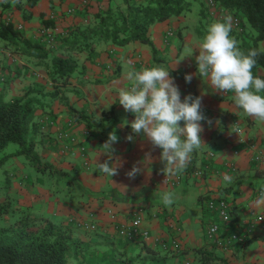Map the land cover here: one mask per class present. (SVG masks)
<instances>
[{"label": "crops", "instance_id": "0c3cea01", "mask_svg": "<svg viewBox=\"0 0 264 264\" xmlns=\"http://www.w3.org/2000/svg\"><path fill=\"white\" fill-rule=\"evenodd\" d=\"M26 1L0 0V18L10 20L25 36L32 38L58 34L68 25L85 23L97 8L119 4V0H87L84 7L78 0H35L30 5ZM182 14L175 16L177 20L168 17L149 27L152 52L147 44V48H142L137 41L123 45L99 42L94 45L90 57L78 58L79 71L70 78L63 101L58 96L37 94L44 106L35 111L39 129L34 151L44 166L38 170L44 173L43 178L47 177L45 181L48 182L43 184V179L28 182L26 163L29 166L31 163L27 158L25 161H13L10 166L13 178L9 180L1 175V179L4 182L8 179L9 183L7 191L0 192V200L10 199L14 205L26 208L31 215L54 222L76 224L82 220L92 221L96 225L94 231L76 224L74 235L90 246L106 244L104 247L111 243V247L121 253H136L139 244L119 237L114 225L127 221L131 212L139 208L141 228L148 232L143 243L155 250L168 249L173 259L181 254L182 258H187L186 264H264V206L257 208L253 203L260 190L264 189V121L249 117L237 108L234 92L214 93L209 79L200 76L195 56L203 41H200L196 28L182 22ZM41 17L50 19L53 26L43 25ZM169 27L172 35L166 36ZM192 33L196 38L189 37ZM185 45L189 46V56L181 57L182 60L176 64L175 58L183 56L181 47ZM152 58L154 67L159 62L171 71L180 89L181 100L189 94L201 97L202 111L207 118L201 121L203 132L200 135L204 142L201 148L191 154V161L182 173L168 176L166 182L162 179L163 164L159 160L161 150H153L142 135L131 131L130 124L135 116L123 110L124 116L116 119V111L123 108L119 104V92L132 86L127 73L152 68L148 64ZM41 68L34 65L31 58L0 47V87L9 79L4 85L7 98L21 95L26 87L32 86L44 93L51 92L53 87ZM35 73L43 75L36 79ZM186 74L192 76L190 82L185 81ZM82 82L89 86L102 85L105 89L99 90L98 95H92V100L86 104V96L78 90ZM68 105L82 111L88 122H77V117L68 112ZM233 121L253 142L252 150L234 143ZM180 125L183 127L182 121ZM113 130L119 138L113 145L116 149L114 157H119L121 167L111 178L100 172L96 165L98 161L102 163L107 159L101 145ZM128 135H133L132 141L126 139ZM80 146L83 151L79 150ZM234 149L237 150L235 154L232 153ZM255 150L261 155L257 161L250 158ZM209 153L211 157H208ZM14 156H8L5 161ZM228 160L233 162V170L224 165ZM109 163L115 167L119 162L113 160ZM205 164L207 167L203 168ZM134 165L141 171L134 179H129L125 173ZM200 168L203 170L199 176L191 174L192 170ZM225 175L232 178L230 184L224 181ZM62 177L67 178L68 185L77 186L80 197H73L74 200L59 197L51 182ZM172 177L177 178L175 182L171 181ZM65 187L69 189V186ZM169 192L173 194L174 203L165 206L163 195ZM199 195H207L208 198L223 195L230 205L229 223L223 224L218 220L204 206L208 198L199 200ZM210 222L218 224L216 237L219 241H223L230 232L240 235L242 241H231L226 247L216 245L214 237H207L202 228ZM175 228L179 230L178 235ZM245 239L247 242L241 244Z\"/></svg>", "mask_w": 264, "mask_h": 264}, {"label": "trees", "instance_id": "16d2710c", "mask_svg": "<svg viewBox=\"0 0 264 264\" xmlns=\"http://www.w3.org/2000/svg\"><path fill=\"white\" fill-rule=\"evenodd\" d=\"M34 1L26 2L30 5ZM190 1L119 0L117 5L107 4L103 8L95 9L83 24L73 23L58 34L38 38L25 36L10 20L0 18V47L31 58L34 65L43 66L51 86L54 87L48 93L42 92L36 86L26 87L23 94L7 98L4 85L9 79L1 85L0 151L10 142L16 143L17 148L3 154L0 163L8 156L22 154L36 169L43 168L38 154L34 151L39 129L35 111L44 106L37 94L42 97H59L67 88L70 78L79 71V56L85 59L90 57L94 45L99 42L123 45L138 41L147 44L152 52V42L148 37L149 27L168 17L181 15L188 10ZM210 1L221 12V19L218 21L223 22L225 15H231L234 19L235 26L230 35L238 42L237 46L245 54L253 48L261 52L253 74L264 78V0ZM198 15L205 17L201 8ZM40 22L46 27L53 26V22L44 17L40 18ZM195 28L203 41L206 29L201 33L198 26ZM68 109L70 115L77 117V122H88L82 111L71 105H68ZM203 198L208 197L198 196L199 200ZM211 199H222L226 202L223 195ZM230 212L229 209V214ZM7 217L12 220L6 219ZM0 221V264H164L163 256L152 258L157 251L145 245L144 240L133 239L139 244L134 255H129L130 252H114L117 250L109 245L95 249L74 235V228L78 227L75 223L54 222L48 218L33 216L26 208L14 205L10 199L0 200ZM218 232L219 228L216 233ZM213 237L215 240L219 239L216 235ZM139 250L149 257L137 259Z\"/></svg>", "mask_w": 264, "mask_h": 264}, {"label": "clouds", "instance_id": "9594fccd", "mask_svg": "<svg viewBox=\"0 0 264 264\" xmlns=\"http://www.w3.org/2000/svg\"><path fill=\"white\" fill-rule=\"evenodd\" d=\"M232 29L231 15H225L223 22L217 21L208 26L203 43L197 50L198 55L195 56L197 72L209 79L214 93L223 95L234 92L237 108L249 117L264 121V95H261L264 93V78L253 74L261 52L253 48L245 54L230 35ZM170 73L160 66L139 72L130 71L127 79L132 81V87L119 92V104L135 116L130 124L132 133L142 135L153 150H161L159 160L163 164L161 172L165 179L187 168L191 154L204 143L200 135L203 132L201 121L207 119L202 111L201 97L189 94L181 100L180 89ZM191 79L190 74L185 75L186 82ZM133 138V135L126 137L128 141ZM118 140L115 130L108 133L107 140L101 145L107 159L102 163L98 161L96 165L100 172L111 178L118 174L121 167L119 157H114L116 149L113 145ZM113 160L119 162L115 167L109 163ZM140 171L134 165L125 175L134 179ZM224 181L230 184L232 178L225 175ZM163 203L171 206L174 203L173 194L165 193ZM253 203L257 208L264 206V189L260 190L259 197Z\"/></svg>", "mask_w": 264, "mask_h": 264}, {"label": "rangeland", "instance_id": "374dc122", "mask_svg": "<svg viewBox=\"0 0 264 264\" xmlns=\"http://www.w3.org/2000/svg\"><path fill=\"white\" fill-rule=\"evenodd\" d=\"M199 1H200V5H199ZM199 8H201L203 10V12L205 13V17H200V15H198ZM170 18H171L170 20L176 19L175 16L170 17ZM182 18H183L182 22L184 24H186L188 27H190V28L194 27L195 28V26H198V30L202 33V32L205 31V29L207 30V28H208V26L210 24H212V23L218 21L219 19H221V12H220L219 9L216 8L215 4H213L212 2H209L208 0H191L189 2L188 10L184 14H182ZM199 19H200V22H198ZM171 23L173 24V22H171ZM189 37H192V38L195 37L194 33H192L191 35L189 34ZM199 39H200V41H202L201 36H199ZM136 43L138 45H140V47H142V48H147L145 43L138 42V41ZM181 52H182L181 55H183V56H177L175 58V62L176 63H177L178 60L182 59L181 57L189 56V46H186V45L182 46L181 47ZM79 57H82V56H79ZM140 60H142V59L139 58V61ZM148 64L151 65V67H154L153 58L149 60ZM140 65H142V66H140V69H141V67H143V63L140 64ZM157 66L162 67L163 63H159L158 62ZM41 70L43 71L42 73L44 74L45 72H44V67L43 66H42ZM35 74L36 75H34V77L36 79L41 78L40 75H43V74H37V73H35ZM45 83H46V81H45ZM81 85L82 86H80L78 90H79L80 93H82V95L86 96L84 98V102L86 104H89V101L92 100V97H91L92 95H94V94L98 95L99 90H104L105 89V87L102 86V85L89 86L90 84L86 85L83 82L81 83ZM53 89H54V87H53ZM65 89H67V90H65ZM65 89L63 90V92H61V95H59V98L62 101H63V99H65V95L68 92V87L65 88ZM61 96H62V98H61ZM123 110H124V108H122L121 110H117L116 111V119H121V117L124 116ZM16 148H17V144L16 143H13V142L8 143L6 145V147L3 150L0 151V157H2L3 154L9 153V152H13ZM24 159H26L25 155H22V154L15 155L14 158H8V160L5 161L0 166V192H2V190H3V192H5V190L7 191V185L9 183V180L11 178H13L11 176L13 173H11L12 171H11V168H10L11 162H13V161H16V162L25 161ZM26 165H27L26 169H29V171L26 170L29 173V176L27 177V181L28 182H29V180H32V182L34 183L35 179H43L42 180L43 184H46V182H48V181H45L47 179V177L43 178V176H44L43 174L44 173L42 171L36 169L33 165L29 166L27 163H26ZM47 173H50V172H47ZM3 174H4V176L9 178V180L7 179L6 182H4L3 179H1V175H3ZM66 180H67V178H63L62 177L60 179H57L56 182H51L50 181L51 183H53L52 184L53 187H56L55 192H57L59 197L61 199H63V200H74L73 197L74 198L80 197L79 194H81V192H78L77 186L76 185H68ZM65 186H69V189H67V187H65ZM51 190L54 191V188H51ZM6 219H8V217ZM10 219H8V220H10ZM0 223H2V221H0ZM205 227L206 226L204 224L203 227H202L203 230L205 229ZM103 245H106V244H101V245L96 244V245H91V246L89 245V246L92 247V248H95V249H97V248L99 249V248L103 247ZM119 245H122V244H119ZM109 246H112V244L110 243ZM104 247H106V246H104ZM179 249H177L176 251H178ZM156 251H157V253L153 254L152 258H154V257H162L163 256L164 264H183V262H184V264L187 263L186 262L187 258H182L183 256H181V254H177L176 256H179V257L177 258V257L174 256V259H173V256H171V254H168V252H169L168 249L167 250L160 249V250H156ZM114 252L119 253V251H115V250H114ZM134 253H135L134 251H130L129 255H134ZM140 257H145L143 259H146L149 256H148V254H145L144 252H142V254L141 253L138 254L137 259H140Z\"/></svg>", "mask_w": 264, "mask_h": 264}, {"label": "built area", "instance_id": "2783aa9c", "mask_svg": "<svg viewBox=\"0 0 264 264\" xmlns=\"http://www.w3.org/2000/svg\"><path fill=\"white\" fill-rule=\"evenodd\" d=\"M79 3H81L82 5H84L86 3L87 0H78ZM209 2H211L210 0H208ZM233 26H235V21L233 19ZM172 29L169 27L166 29V36H170L172 35ZM133 61V60H131ZM132 86H130L129 88H131ZM232 131L234 133V138L233 141L236 145L240 146V148L245 147L248 148L250 150H252L254 148V144L252 141L249 140V137H247L243 131L240 129V127L235 123V121L232 122ZM66 146H64L63 148H65ZM83 147L80 146L79 150L83 151ZM66 150V148H65ZM237 150H233L232 153H236ZM260 151L255 150L254 153L251 155V159L257 161L260 158ZM208 157H211V153L208 154ZM224 165L226 166L227 169L229 170H233L234 169V164L233 162H231L230 160L225 161ZM207 164H205V166L203 168H206ZM203 168L200 169H194L192 170V175L193 176H199L203 170ZM163 181H167V178L165 179V176H163ZM176 177H172L171 181L175 182L176 181ZM204 206L211 210L214 215L217 216L218 220H220L223 224H227L229 223V219H230V214H229V206L227 204V202H224L222 199H211L208 198L204 201ZM140 209L136 208L135 210H133L129 216V219L125 222H119L116 225H114V229L116 230L117 234L119 235V237L123 238V239H127V240H133V239H141L144 240L147 236H148V232L146 229L141 228V220L142 217H140ZM109 217L111 218V216L109 215ZM79 227L84 228L85 230L88 231H93L96 228L95 223H93L92 221L89 220H82V221H77L76 223ZM218 230V224L214 223V222H210L206 225L205 227V235L207 237H213L214 235H216V231ZM175 232L176 235H178L179 230L177 228H175ZM240 235L235 234V233H231L230 235H228L227 237H224L223 241H219V239L216 240L215 244L220 246V247H226L227 243H230L231 241H241Z\"/></svg>", "mask_w": 264, "mask_h": 264}]
</instances>
